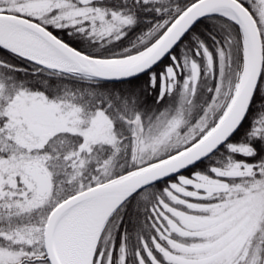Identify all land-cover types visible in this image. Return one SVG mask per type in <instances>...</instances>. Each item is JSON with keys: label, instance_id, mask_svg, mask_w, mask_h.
Instances as JSON below:
<instances>
[{"label": "snow or ice", "instance_id": "1", "mask_svg": "<svg viewBox=\"0 0 264 264\" xmlns=\"http://www.w3.org/2000/svg\"><path fill=\"white\" fill-rule=\"evenodd\" d=\"M0 264H264V0H0Z\"/></svg>", "mask_w": 264, "mask_h": 264}]
</instances>
